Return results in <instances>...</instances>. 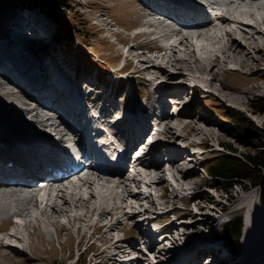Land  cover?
<instances>
[{
  "label": "rangeland",
  "instance_id": "374dc122",
  "mask_svg": "<svg viewBox=\"0 0 264 264\" xmlns=\"http://www.w3.org/2000/svg\"><path fill=\"white\" fill-rule=\"evenodd\" d=\"M67 3L70 8L63 10L62 16L56 21L57 19L47 13L41 4L33 0H0V44H6L9 47L4 35L18 36L19 32L23 31L16 28L12 21L23 23L25 17L33 18L36 25L42 28V30L36 28L38 36H41V38L37 41L32 36V32L26 30L24 33L27 37L25 43L31 44L26 54H29L32 58L30 60L26 57L21 58L20 64L28 62L30 67L31 64H35L36 67L33 72H36L40 68L37 64L47 58L51 62L50 67L57 70V73L67 82L79 80L74 85L81 89L80 99L84 98L87 106L94 107L92 111L95 116H103V111L116 112L103 123L99 122V124L110 129L114 140H117L116 145L123 141L122 138L116 136L118 129H122V125L120 127L115 126L116 121L125 118L126 122H130L131 119L138 118V116L139 118L143 116L144 119L146 115L140 111L147 108L151 110V120L149 122L154 125L156 120L152 118L159 116L161 112V110L156 109H159L157 107L161 104L162 94L158 91L159 94H155L154 98L157 97L155 100L152 98V92L158 84L175 87L182 80L187 81V84H183L188 90L184 91L181 99L182 96L180 95V97L165 100L171 106L169 111L171 114H177L175 119H182L184 122L201 116L216 120L217 123L214 124V127L218 134L209 140H205V143L201 137L194 135L195 141L203 144L187 149L191 154H195L190 164L194 166L193 179L191 180L193 185H190L193 189L174 191L178 182L169 176L167 182L165 180L159 183L160 187L168 189L166 197H163L154 188H150L152 196L144 201L149 209L147 214L131 221L122 220L119 225L125 230L117 228L114 235L116 239H122L120 246H125L128 250L126 254L117 257L118 250L113 247L109 250H114L112 252H116L115 254L109 252V257H102V251L108 247L112 239L105 234L106 230L100 231L91 225V223L95 224L99 217L98 214L84 223L82 221L70 222V232L65 231L61 234L58 230L61 225L56 226L53 224L51 221L53 218L48 217L38 208L36 205L38 201L35 198L32 202L20 200L16 206L18 212L9 215L17 216L25 221V224L22 223L24 225L22 239L11 235L10 232H13V228L8 229L9 223H4L8 232L0 237V264H76L79 258L85 264H114L115 262L129 264V258L126 257L130 253L132 256L129 257H135L136 260H139L133 262V264H181L184 262V256L193 248L196 249V246L203 244L208 245L217 238L227 241V248L224 251L226 259L217 261L215 264H255L256 261L255 263L244 262L245 259L241 257L243 255H239L247 252L249 256L260 258L257 259V262L260 261L257 264H264V249L261 251L255 250L258 247H254V243L247 247L244 241L247 234L248 236L252 235L251 228L247 230L248 217H250L253 210L264 209V184L255 187L250 183L243 182L245 185L235 186L227 192L222 188L225 185L224 183L219 184L218 187L210 186L214 182L209 180L207 173V168L214 162L215 157L221 153H229L225 147L231 145L238 151V154L256 152L264 148L263 141L259 137L257 138L254 132H242L237 122L238 119L242 118L247 123L253 124L264 131V61H261L254 69L246 68L248 66L246 64L242 71L236 69L238 66H226L219 73L220 80L213 82L214 86L220 88V90L222 89V83L227 86L228 90L222 89L224 95L231 98L240 95L241 97L237 99H241L242 106L226 101V96L221 95L216 90H211L210 85L206 82L210 77L206 76L205 81L193 80L194 76L197 75L196 71H194L195 73L183 71V76L175 75L176 78L173 77L174 79H170L172 75L165 74L158 79L159 82L148 77L149 81L145 82L140 73L136 71V68L144 74V70L148 65L146 56L157 54L158 49L152 50L156 44L144 43L147 42L149 37L138 40L133 37L140 31L137 27L138 24L144 25L147 20L143 11H141L143 6L136 4L135 0H68ZM262 11L259 14L261 18L264 17ZM198 27L200 26L190 28ZM33 31H35L34 28ZM165 40L167 41V39ZM47 42L50 43L49 47L44 46ZM140 44L146 47L143 48L144 46H139ZM132 45L137 46V48L132 47ZM182 48L194 54V56L187 59L189 66H195V59L202 58L201 49L196 50L193 45ZM8 51L12 54L10 49ZM21 51H24V48L20 46L18 53ZM173 56L174 54L171 52L170 57ZM185 56L183 54L180 57ZM162 61L165 62L166 58H163ZM47 65L46 61L43 62L42 70H46ZM125 67L126 69L123 70ZM228 68H231L233 73L224 72ZM76 75H78V78H76ZM184 75H186V79ZM196 78H199V76ZM2 80L5 79L0 77V81ZM189 82L192 84L191 86ZM244 92L247 94L243 95ZM11 102V98L3 96L0 99V113L4 111L6 106H10ZM138 108L139 110L136 111ZM90 110L89 107V112ZM100 110H102L101 113ZM20 117H17V124L20 123V127H16L17 131L10 129L9 125L0 127V145L4 143L0 149L6 153L10 152V142L16 141V138H20L22 134H29L25 137L33 139V135H35L37 138L36 143H39L38 140H44L46 136L45 133H40V129L35 126L34 118L24 121L23 117ZM0 120L3 121L1 116ZM136 122L140 124V119ZM175 122L177 123V120H174L173 123ZM184 122L180 121V126L184 125ZM162 127H165L164 121ZM4 129H6V133H3ZM181 130L179 133L188 131ZM147 131L154 133L155 130L152 128V131L149 129ZM47 135L53 139L56 138L50 134ZM55 135L61 137L57 132ZM163 137L157 139L161 141ZM58 141L61 142V139H58ZM150 142L153 145L156 141L151 138ZM180 143L177 141V144ZM172 144L174 146L176 142L166 143L162 147V159L166 167L168 160H172L175 155L170 148ZM114 145L112 146L114 147ZM142 149L145 151V148ZM56 150L54 149V151ZM157 175L151 177L138 176L143 181L141 188L146 187V182L157 179ZM96 181H100V177L96 176L92 182L95 183ZM124 187L122 186L119 190L122 192ZM259 187H263V189L256 191L259 199L254 197V200H251L249 195ZM134 188L135 186L132 189L137 190V188ZM108 195L111 197V202L108 199L99 200V202H107L106 205L116 202V199H113L116 197L115 193H108ZM153 200L158 203L156 206L153 205ZM95 202L94 198L91 199V203ZM220 202L222 203L221 208L218 207ZM46 206L49 209L56 207L53 202H49ZM49 209L48 213L50 212ZM79 212L82 213L83 211ZM188 212L197 216L194 218L193 215H187ZM210 215L212 218L209 217ZM39 216H42L48 223L45 224V221ZM118 216L120 217L116 214L104 219L105 221L115 222L119 218ZM143 217L148 218L146 219V225L143 228H136L135 225ZM232 218H241L243 224L242 234L239 237L240 250L238 253L234 252L235 238L225 230L226 223ZM199 220H201L199 223L193 225L194 221ZM180 221L184 224H180ZM32 225L38 228H33ZM134 226L135 229H132ZM78 228H80V231H78ZM131 230L132 232H130ZM144 230L150 231L151 235L141 236L140 233ZM128 232L131 233L130 236H128ZM260 232L256 233L257 237L255 235L254 241L264 244V231L260 229ZM48 234H51V237ZM2 237L5 240H2ZM9 244L15 245L14 249H11ZM231 253L233 257H231ZM99 254L101 256H98ZM239 256L243 260H237ZM212 261L213 258H207V255H204L201 264H210ZM212 264L214 263L212 262Z\"/></svg>",
  "mask_w": 264,
  "mask_h": 264
},
{
  "label": "bare ground",
  "instance_id": "6f19581e",
  "mask_svg": "<svg viewBox=\"0 0 264 264\" xmlns=\"http://www.w3.org/2000/svg\"><path fill=\"white\" fill-rule=\"evenodd\" d=\"M213 1L212 11H207L203 4L198 3L196 0H140L138 2L139 5L142 6L144 2L150 9L147 11H144L147 9L146 7L141 9L147 20L144 25L138 24L137 27H153L150 18L156 15L155 10L164 11L171 17L179 18L181 25L175 27L171 24L170 20L167 25L161 27L162 23L160 21L157 22L154 26L155 29L152 28V30L155 32L161 28L158 34L160 38L167 39L168 47L158 49L155 46V48L152 49H158L157 54L146 56L148 65L144 70V74L137 70L136 67L135 68L145 82L149 81L148 77H151L153 81H157L163 75L168 74L172 75L170 79H174L173 77H175V75L181 76L183 71H196L197 75L194 76L193 80L197 81L198 79L200 81H205L207 79L205 78L206 76L210 77L206 82L210 85L211 90H216V92L218 91L221 95L226 96V101L242 106L243 102L241 99H237L241 97L240 95L234 98L224 95L222 89L228 90L227 86L222 83V89L220 90V88L214 86L213 82L220 80L219 73L223 71L226 66H238L236 69L242 71L246 64H248L246 68L254 69L261 61H264V17L261 18L259 15L262 10V13L264 12V0ZM180 13L181 15H179ZM208 13H210V15H208ZM188 19L194 20L196 24H188ZM12 22L16 28L23 31H20L18 36L9 34L4 35L9 47H7L6 44H0V50H2L0 51V75L2 74L5 79L4 81H0V99H2L3 96L12 99V102L9 104L10 106H6L4 111L0 113V116L3 118V121L0 120V127H2V125H9L11 127L10 129H15L17 131L18 129L16 127H20V123L17 124L18 116L23 117L22 119L24 121L34 118L35 126L40 129V133L43 131L46 137H49L47 134L55 135L57 132L61 136V143H63L65 138L69 135L74 136L76 134V131L74 132L69 128H66V132H64L63 129H61L64 123L70 124L71 121H74L78 129L86 131L89 127V123H85L83 118L89 117V107L85 104L84 98L80 99L79 94L81 89L74 85L79 82V80L76 82H67L57 73V70L50 67L51 62L47 58H44L49 65L46 66V70H42V63L45 62L44 60L37 64L40 68L36 72H33V69L36 67L35 64H31V67L28 62L21 65V58L26 57L28 60L32 58L29 54H26V51L29 50V45H31L25 43L27 37H25L24 33L26 30L32 32V36H34L36 40H39L41 36H38L36 28L39 27L31 17H25L23 23ZM193 26L200 27L190 28ZM33 28L35 31H33ZM39 29L42 30V28ZM154 32L139 31L133 37L137 40L141 38L147 39V37H149L147 42L144 43H149L150 45L153 43L150 40V35ZM43 37H45V35H43ZM187 45H193L196 50L201 49L202 58L195 59V66H189V62L187 61V59L194 56V54L182 48ZM20 46L24 48V51L18 53V48ZM44 46L49 47L50 43L47 42ZM139 46L142 45L140 44ZM143 46V48L146 47L145 45ZM132 47L137 48L135 45H132ZM9 49L12 51V54L8 51ZM171 52L174 54L173 57H170ZM183 54L186 56L180 57ZM163 58H166L165 62L162 61ZM125 68H123V70ZM224 72L233 73L230 68ZM77 76L78 75H76V78H78ZM184 76L186 79V75ZM197 76H199V78H196ZM183 83L187 84V81L184 82L182 80V82L178 83L175 87H167L158 84L154 89L151 94L153 99L156 100L157 97H154L159 93L162 94L160 98L161 104L157 107L159 109H156L161 110V112L159 116L152 118L156 120L154 125L149 122L151 120V110L147 108H141L142 110L140 111L146 115L144 119L143 116H140V118L138 116V118L134 117L135 119H131L130 122H126L125 118L116 121L115 126L120 127L122 125V129H118L116 136L133 143L135 149L132 154L140 152L135 160H132L129 155L130 152L127 151L121 161L111 166L113 170L105 168L100 170L85 168V170L88 169V173L83 177L81 176L82 172H80L77 175L66 177L65 179H50L46 178L48 171L55 166L54 162L58 159L59 152L66 153L67 149L61 147L62 145H59L61 143H58L55 139L48 138V142L36 143L37 138L35 135H33V139L25 137L29 134H22L20 138H16V141L10 142V152L6 153L0 149V188L13 179L24 181L26 184L24 186L29 188V190L23 195L21 201L32 202L36 198L38 201L36 204L38 208L42 210L45 215L53 218L51 221L54 225H61L58 229L61 234L65 231L69 233L71 228L68 224H62L60 218L66 217L69 223L74 221H82L84 223L98 214L99 217L95 224L91 223V225L95 226L97 230H106L105 234L112 239L108 247L102 251V257H109V249L113 247L118 250L117 257H119V255L121 256V254H126L128 250H126L125 246H120L122 240L116 239L114 235L117 228L125 230V228L119 225L122 223V220L131 221L147 214L149 209L144 204V201L152 196V192L149 190L150 188H154L157 192H160L163 197H166L168 189L166 187H160L161 185H159V183L165 180L167 182L169 176L173 177L178 182L174 191H184L192 188L190 185L192 184L191 180L193 179L192 173H194V166L190 164L195 154H191L187 149L188 147H198L203 144H200L199 141L196 142L194 135L196 137H201L205 143V140H209L211 137L218 134L214 127V124L217 123L216 120L201 116L191 118L184 122L182 119H175L177 118V114H171L169 111L171 106H169L165 100L167 98L180 97V95L182 96L180 99L183 98L184 91L187 89ZM189 85L191 86L192 84L190 83ZM246 94V92L243 93V95ZM35 100H41V103H46L52 106V108L59 109V111L62 112L61 119L59 121H54L51 118L42 120L41 114L48 111V109L45 108L39 111ZM137 110H139V108L136 109V111ZM166 111L168 112L167 114ZM101 112L102 110H100V113ZM102 113L103 121L111 118L113 113L116 112L103 111ZM38 117H40V119H37ZM138 119H140V124L136 122ZM174 120H177V123L175 122L176 124L173 123ZM163 121L165 127H162ZM180 121L184 122V125L181 124L182 126H180ZM152 128L155 130L154 133L147 131V129L152 131ZM180 128L183 129V131H188L179 133L181 130ZM6 132V129H4L3 133ZM103 133L105 132L103 131ZM162 136L164 137L161 141L157 139ZM151 138L156 141L153 145L150 144ZM177 141L181 143L177 144ZM169 142H176V145L173 146L172 144V146H170L175 155L172 160H168V165L166 167L162 159V147ZM2 145H4V143H2ZM2 145H0V147ZM145 146H150L149 150H141V148ZM54 149L57 150L54 151ZM155 174H158L157 179L155 178V180L146 182V187L144 189L141 188L143 181L140 180L138 176L151 177ZM74 176L77 177L76 183L71 180ZM96 176L100 177V181L93 183L92 181ZM12 186L15 187V185ZM122 186L125 187L121 192L119 189H121ZM134 186L137 190L132 189ZM260 189H263V187L255 189L249 195V198L251 200H254V197L259 199L257 198L258 193L256 191ZM98 191L99 193H115L116 197H114V199H116V202L108 205H106L107 202H104L103 205H98V197L100 195ZM15 196H20V193H15ZM93 198L96 200L95 203H91V199ZM247 198L246 200L249 199ZM40 199L42 200L40 201ZM243 201L245 200L243 199ZM49 202H53L56 207L49 209L46 206ZM157 204L158 203L153 200V205L156 206ZM218 207H222L221 202L218 203ZM48 209L50 210L49 213ZM79 211L83 212L80 213ZM17 212L18 209L16 207L14 208L11 205L0 202V221L9 223L12 217L9 215L16 214ZM116 214L120 215V217L118 216L119 218L115 222L105 221V217ZM187 215H193L194 218L197 216L191 212H188ZM209 217L212 218L211 215ZM146 219L148 218H141L135 225L136 228H143V226L146 225ZM200 221L201 220L197 222L194 221L193 225H196ZM179 223L181 224L183 222L180 221ZM135 226L132 229H135ZM23 227V224H16V227L13 228V232H10V234L18 239H22ZM247 227V230L251 228L252 235H246L244 239L246 246L250 247V244L254 243V247H258V249L255 248V250L261 251L264 249L263 243L260 244L254 241L256 233H261L260 229L264 231V209L253 210L250 217H248ZM3 228L5 229V225H3ZM79 229L80 228H78V231H80ZM130 232H132V230ZM130 232H128V236L131 235ZM149 232L150 231L144 230L140 235L150 236L151 233ZM48 236L51 237V234H48ZM14 246L13 244H9L11 249H14ZM226 248V241L214 239L208 245L203 244L196 246V249L193 248L192 251L184 256V262L181 264H201L204 255H207V258H213L212 262L215 264L217 261L226 259L224 254ZM246 251L248 250L246 249ZM128 255L132 256L131 253ZM240 255H243L241 257L245 259L244 262L255 263L256 261L255 264L260 262H257V259L260 258L249 256L248 252L245 254L241 253ZM98 256L101 255L99 254ZM129 256L126 257L129 258V264L139 261L136 260L137 258ZM231 257H233L232 253ZM241 257L239 256L238 260H241Z\"/></svg>",
  "mask_w": 264,
  "mask_h": 264
},
{
  "label": "trees",
  "instance_id": "16d2710c",
  "mask_svg": "<svg viewBox=\"0 0 264 264\" xmlns=\"http://www.w3.org/2000/svg\"><path fill=\"white\" fill-rule=\"evenodd\" d=\"M41 4L44 10L58 21L62 16V11L70 8L68 0H33ZM62 20V19H61ZM238 126L242 132H254L257 138L264 143V131L255 127L253 124L247 123L245 120L238 119ZM228 151L221 153L215 157L214 162L207 168L209 180L214 182L212 187H218L224 183L222 187L227 192L238 185H245L243 182L250 183L257 187L264 184V148L256 152H247L238 154V151L231 145L225 147ZM241 218H232L225 225V230L235 238L234 250L239 252V237L242 233ZM81 264H85L81 262Z\"/></svg>",
  "mask_w": 264,
  "mask_h": 264
}]
</instances>
